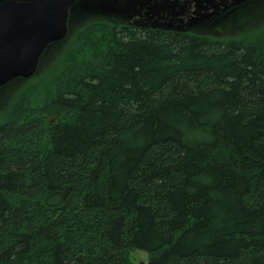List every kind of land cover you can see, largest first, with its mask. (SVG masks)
<instances>
[{"label":"trees","instance_id":"obj_1","mask_svg":"<svg viewBox=\"0 0 264 264\" xmlns=\"http://www.w3.org/2000/svg\"><path fill=\"white\" fill-rule=\"evenodd\" d=\"M86 18L0 122V264H264V27Z\"/></svg>","mask_w":264,"mask_h":264},{"label":"water","instance_id":"obj_2","mask_svg":"<svg viewBox=\"0 0 264 264\" xmlns=\"http://www.w3.org/2000/svg\"><path fill=\"white\" fill-rule=\"evenodd\" d=\"M221 3L227 7L228 0H0V88L37 72L48 46L67 36L70 13L133 8V15L146 16L150 25L183 30L221 13Z\"/></svg>","mask_w":264,"mask_h":264},{"label":"rangeland","instance_id":"obj_3","mask_svg":"<svg viewBox=\"0 0 264 264\" xmlns=\"http://www.w3.org/2000/svg\"><path fill=\"white\" fill-rule=\"evenodd\" d=\"M85 16L101 19L105 18V20L112 19L118 23L128 22L130 25H143L133 20L125 21L119 19L118 17L110 18L109 16L102 14H88L79 16L81 19H78L75 16L71 17L69 22V25H71L70 34L90 20V18L83 19ZM261 27H264V0H256L241 5L229 15L215 18L199 31L212 30V32L221 34V36H224L225 34L237 36L243 34L244 32L259 29ZM62 48V42H58L51 45L46 50L35 77H38L47 69L49 70V73H51L52 71H55V68H58V62H56V60H58V54L62 51ZM28 81L29 79H17L5 85L0 90V122L6 117V113L9 111L10 106H12L21 90H25V85ZM131 259L135 264H147L149 261V255L144 251L138 250L131 253Z\"/></svg>","mask_w":264,"mask_h":264},{"label":"flooded vegetation","instance_id":"obj_4","mask_svg":"<svg viewBox=\"0 0 264 264\" xmlns=\"http://www.w3.org/2000/svg\"><path fill=\"white\" fill-rule=\"evenodd\" d=\"M129 1V0H128ZM133 3L136 1V0H131ZM253 0H247V1H243V2H241V3H239V2H237V1H234V0H228V4L229 5H232L231 6V8L228 10V11H226V12H224V13H220L219 14V16H217L216 18H218V17H222V16H226V15H229L233 10H235L236 8H239L241 5H243V4H246V3H250V2H252ZM224 4V3H223ZM222 6H224V5H222V3H221V8H222ZM191 11H192V13H193V11L194 10H192L191 9ZM223 11V10H222ZM117 12H119V13H123L124 11H117ZM194 14V13H193ZM161 15H163V13H161Z\"/></svg>","mask_w":264,"mask_h":264}]
</instances>
